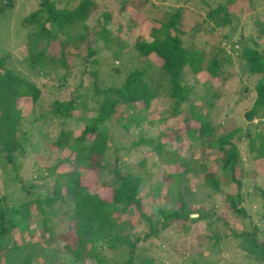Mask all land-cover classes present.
<instances>
[{"label": "trees", "instance_id": "trees-1", "mask_svg": "<svg viewBox=\"0 0 264 264\" xmlns=\"http://www.w3.org/2000/svg\"><path fill=\"white\" fill-rule=\"evenodd\" d=\"M116 1L118 15L127 11V7L141 15L145 13L148 0ZM165 1L175 5L189 2ZM199 1L207 6L205 15L177 5L175 9L170 7L172 12L168 15L146 16V20L153 22L151 40L135 37L130 46L136 56L127 61H122L124 52L120 49V38L110 28V11H102L95 25L88 26L87 22L97 11L94 0H38L35 10L22 19L21 26L31 28L21 45V62L29 78L8 65V54L0 56V167L7 184L17 187L24 198L7 205V186L3 187L5 192L0 193V256L6 251L22 250L13 235L15 232L21 235L29 229L34 213L41 219L39 239L46 243L61 241L63 251L73 264L83 261L116 264L117 259L120 264H132L134 260L153 264V259L144 253L152 246L150 243L146 249L147 241L174 224L185 228L187 223L204 220L208 211L202 206L191 209L182 198L188 192L183 177L190 170V163H183L181 173H159L164 183L177 185L176 207L171 210L158 208V216L153 219L143 210L139 197L141 185L146 180L144 174L148 172L144 170L140 175L134 171V165H123L117 153L110 155L112 138L106 124L114 120L125 131L130 127L141 129L143 122L156 126L151 136L139 133L127 149L131 152L147 146L150 155L162 158L171 142L161 138L168 135L171 140L172 135L168 133L175 132L163 125L165 114L169 112L162 110L153 117L147 115L154 102L162 97L168 100V116L181 115L185 135L216 150L218 157L214 161L222 176L218 178L217 170L209 168L203 170L201 180L210 194L221 198V208L225 211L222 215L227 213L242 220L248 217L243 203L251 193L246 191L245 172L242 174L244 157L264 160V42L256 40L248 31L244 34L243 26L238 29L233 24L231 10L236 0ZM245 1L252 10V0ZM14 4L15 0H0V16L13 10ZM187 10L196 13L190 27L182 20ZM128 20L131 22V16ZM77 24H81V31L71 34ZM251 24L256 27L259 38H264V23L255 18ZM120 28L119 23L115 29ZM233 55L246 77L258 76L254 83L255 95L249 108L242 113L243 124L216 136L208 115L195 109L199 98L193 96L195 84L217 81L222 85L232 67ZM201 72L205 73L206 80L194 78ZM101 76L116 82L106 85ZM41 78H47L50 83L45 82L49 85L43 82L39 86L34 81ZM43 87L54 93V97L48 108L40 105L37 109ZM25 100L30 101L32 108L22 115L19 106ZM89 102L94 106L89 107ZM76 111L78 114L74 117ZM130 111H134L133 115L127 113ZM87 112H92L93 116L87 117ZM50 121L58 127L51 140L44 131V125ZM76 121H80L82 127L75 135L70 123ZM160 126H164V130H159ZM25 127L29 130H24ZM37 137L45 141L44 148H48L49 154H42L44 150H40ZM30 153L34 154V168L40 171L33 179H26L23 164ZM108 161H111V168ZM93 169H96V182L100 173L110 174V179L102 183L110 188L107 200L85 186V173ZM230 185L233 191L225 189ZM251 188L257 192V198L262 201L260 208L264 209V189L254 184ZM211 201V212L216 214V202ZM59 204L71 207L70 225L63 234L53 237L49 215ZM128 212H135L145 222L146 230L132 233L133 221L123 218V215L129 216ZM195 213V218L191 217ZM218 221L225 231L228 230L224 237L237 239L254 264H264V239L257 238L256 226H252L251 231L233 229L215 215L214 222ZM197 238L202 237L195 234L194 239ZM204 239L211 241L207 244L210 249L220 242L216 232L205 235ZM37 245L42 251L46 249L44 244ZM34 257L36 255L23 253L22 264H32Z\"/></svg>", "mask_w": 264, "mask_h": 264}, {"label": "rangeland", "instance_id": "rangeland-1", "mask_svg": "<svg viewBox=\"0 0 264 264\" xmlns=\"http://www.w3.org/2000/svg\"><path fill=\"white\" fill-rule=\"evenodd\" d=\"M96 3L97 11L90 17L87 22L89 27L95 25V19L102 13V11H110L112 14V26L111 29L115 30V35L120 38V49L124 52L122 61H127L136 56L135 51L130 46L133 39L137 36H141L144 40H151V33L153 22L146 20V16L155 17L159 14L168 15L171 13V9H175L181 5L187 7L189 10H194L205 15L207 13V6L199 0H189L188 3L182 5L172 4L165 0H148L144 6V12H134L130 7H127V11L121 15L117 14L116 0H94ZM38 0H15L13 10L6 11L0 16V56L8 54V65L20 72L21 76H28L25 65L21 62L23 50L21 45L26 38V35L30 32L31 28H25L21 26L22 19L31 11H34L37 6ZM149 2V3H148ZM254 8L251 10L246 6L245 0H236L232 5L233 24H236L239 29L240 26L244 27V34L252 33V36L259 42H264V38H259L256 27L251 24L252 20L259 18L264 23V0H252ZM151 4L152 7L148 5ZM212 4V3H210ZM171 7V9H170ZM183 12V23L186 27H190L194 21L196 13L194 11ZM161 14V15H162ZM236 14V16H235ZM140 15V16H139ZM131 16V22L128 17ZM134 23V25L132 24ZM121 24V28L117 29V25ZM116 28V29H115ZM81 31V24L74 26L71 34ZM248 31V32H247ZM228 48V47H227ZM105 54V52H104ZM156 62L157 59H154ZM232 67L229 73L225 75L222 85L217 81H205L203 84L196 83L195 95L199 98L195 102V109L197 112L206 113L211 124H213L214 134L220 135L226 130H230L233 126L243 124L242 113L246 111L251 105L254 99V83L258 76L246 77L242 73L241 65L236 56H232ZM136 65V64H135ZM139 65V64H138ZM196 80H206L205 73L201 72L194 77ZM32 79V78H31ZM104 79L106 85H113L114 82ZM83 83L86 84L85 77H82ZM39 86L41 83H50L45 79L34 80ZM47 81V82H45ZM212 94H217V97H213ZM192 96V97H193ZM54 93L49 92L47 87L42 88L41 98L37 104V109L48 108L52 102ZM89 107L94 106L92 102L88 103ZM19 108L21 114L26 115L31 111L32 105L29 100L22 101ZM36 109V110H37ZM121 110V109H120ZM167 111L168 100L164 97L158 99L153 104V109L147 113L148 117L155 116L156 112ZM122 113L124 110H121ZM128 114L134 113V111L127 112ZM168 113V115H169ZM78 114V111L73 113L74 117ZM165 114L166 120L163 125L168 128H173L175 132L168 133L172 135L171 140L168 139V135L162 136V141L171 142L167 145V150L163 152L162 158L157 155H150V147L140 146L128 151V147L131 142L134 141L139 133L148 137L154 134L156 126H150L144 122L142 127L134 128L130 127L127 131L122 129L114 120H110L106 125L109 128L111 135V151L110 155L117 153L123 165L135 166V172L143 175V171L146 170L148 174L146 180L141 185L139 191V197L141 199L142 208L153 219L158 216V208H164L165 210L174 209L175 197L178 187L176 184L164 183L159 177V173H181L184 170L183 163H190L189 171L184 175L183 179L188 184V192L182 195V198L189 205L191 209L202 206L208 211V215H205V219L195 222L187 223L185 228L180 225H172L166 229H161L156 237L150 242H146L144 247L146 249L152 244L151 248L147 249L144 253L153 259V264H254V260L249 257L244 250H242L240 243L237 239H232L229 236H223L226 230L222 226L221 222H214L215 215L225 220L229 226L236 228L237 230H249L252 226L258 228L257 238L264 239V209L260 208V199L257 198V192H253L251 186L254 184L260 189H264V160L263 159H249L244 157L243 171L245 179L244 182L248 187L246 191L250 194V198L246 199L243 203V207L246 209L248 217L241 219L238 216H232L231 214H224L221 198L210 194V190L203 185L201 175L204 169L217 170V177L220 178L222 174L218 172V164L215 163V159L218 154L215 149H209L208 146L200 144L192 136L185 135V125L181 122V115L168 116ZM87 117L93 116L92 112H87ZM257 121V120H256ZM254 123V122H252ZM44 131L47 132L49 139H53L58 131V127L55 122H51L44 125ZM70 126L76 135L81 129V122L76 121L70 123ZM164 126H160L159 130H164ZM24 130H29V127H25ZM39 138V137H37ZM36 140V139H35ZM40 140V138H39ZM40 150L43 148L42 154H49L48 148H44L45 141L40 140L38 144ZM33 153H30L24 160V178L33 179L38 173L39 169H35L33 162ZM109 155V156H110ZM112 156H110L111 158ZM153 161V162H152ZM49 161L48 163H50ZM151 163H157L152 165ZM108 165L111 168V161H108ZM95 171L87 170L85 173V186L90 192L96 193L100 198L107 200L109 197L110 188L108 186H102L104 181L110 179V174L106 171L100 173L99 180L96 182ZM252 174V175H251ZM255 174V175H254ZM254 175V176H253ZM4 186H7V192L9 197L6 198V204L11 205L23 200V194L18 192L17 187L7 184L2 169L0 167V193H4ZM229 191H233L232 185L225 187ZM216 202V214L211 212L212 201ZM71 207L66 204H59L51 210L49 215V224L52 227L50 229V235L55 237L63 234L69 227L70 222L68 216L70 215ZM129 216H124L125 220H131L132 233H142L146 230V224L144 221L137 217L135 212H128ZM132 215V216H130ZM197 214H192L191 217L195 218ZM41 227V219L37 214H33L32 219L29 222V229H27L21 235L17 232L14 233L13 238L17 246L22 250L6 251L0 256V264H22L23 253H31L36 255L32 264H73L70 256H68L62 249V242L59 240H53L45 242L39 239L38 229ZM225 231V232H224ZM211 232H216L219 236L218 246L215 248H208L207 244L211 241L204 239L205 235H210ZM195 234L201 235L202 238L194 239ZM44 244L46 249L41 250L37 244ZM151 243V244H150ZM23 251V252H22ZM119 258V257H118ZM77 264H92L91 262H81ZM116 264H120L117 259ZM132 264H141L139 260H134Z\"/></svg>", "mask_w": 264, "mask_h": 264}]
</instances>
